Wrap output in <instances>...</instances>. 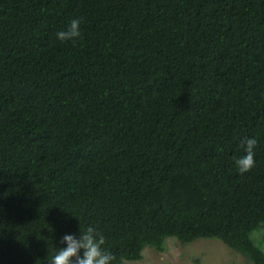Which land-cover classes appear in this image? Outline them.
<instances>
[{"label": "trees", "instance_id": "1", "mask_svg": "<svg viewBox=\"0 0 264 264\" xmlns=\"http://www.w3.org/2000/svg\"><path fill=\"white\" fill-rule=\"evenodd\" d=\"M88 227L112 264L170 237L264 264V0H0V264Z\"/></svg>", "mask_w": 264, "mask_h": 264}, {"label": "clouds", "instance_id": "2", "mask_svg": "<svg viewBox=\"0 0 264 264\" xmlns=\"http://www.w3.org/2000/svg\"><path fill=\"white\" fill-rule=\"evenodd\" d=\"M55 35L60 41H75L81 35L80 21L73 19L67 30L58 31ZM256 145V138H246L241 145L243 154L233 158L234 165L241 174L254 166ZM59 244L46 264H112V255L103 248L104 237L93 227L83 231L79 229L78 234L65 233L60 237Z\"/></svg>", "mask_w": 264, "mask_h": 264}, {"label": "rangeland", "instance_id": "3", "mask_svg": "<svg viewBox=\"0 0 264 264\" xmlns=\"http://www.w3.org/2000/svg\"><path fill=\"white\" fill-rule=\"evenodd\" d=\"M258 236L260 233L256 234ZM139 260L126 261V264H253L237 251L225 246L214 238H200L182 243L176 238L165 240L164 248L145 246Z\"/></svg>", "mask_w": 264, "mask_h": 264}]
</instances>
